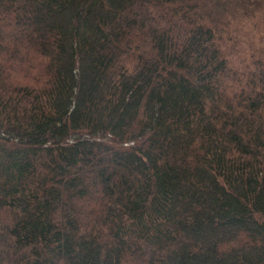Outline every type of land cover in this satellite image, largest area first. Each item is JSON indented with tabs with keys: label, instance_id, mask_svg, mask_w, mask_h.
I'll list each match as a JSON object with an SVG mask.
<instances>
[{
	"label": "trees",
	"instance_id": "obj_1",
	"mask_svg": "<svg viewBox=\"0 0 264 264\" xmlns=\"http://www.w3.org/2000/svg\"><path fill=\"white\" fill-rule=\"evenodd\" d=\"M0 264H264V0H0Z\"/></svg>",
	"mask_w": 264,
	"mask_h": 264
}]
</instances>
